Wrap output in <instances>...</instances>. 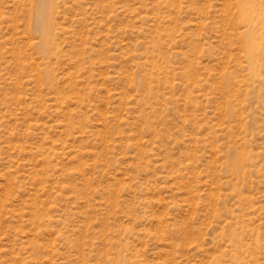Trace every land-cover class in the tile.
<instances>
[{"label":"rangeland","instance_id":"1","mask_svg":"<svg viewBox=\"0 0 264 264\" xmlns=\"http://www.w3.org/2000/svg\"><path fill=\"white\" fill-rule=\"evenodd\" d=\"M41 3L0 0V264H264V0Z\"/></svg>","mask_w":264,"mask_h":264},{"label":"bare ground","instance_id":"2","mask_svg":"<svg viewBox=\"0 0 264 264\" xmlns=\"http://www.w3.org/2000/svg\"><path fill=\"white\" fill-rule=\"evenodd\" d=\"M52 3H53V0H42V3L38 9V15L40 17L39 19L41 20V24H42L43 28L46 30V33L44 32L45 33V39H48V32L50 31L49 18L52 16V14H51V9L53 10V8L51 7ZM39 28H40V26H39Z\"/></svg>","mask_w":264,"mask_h":264}]
</instances>
